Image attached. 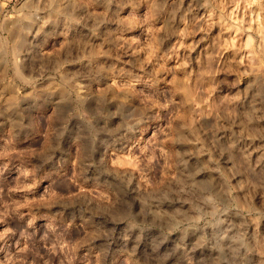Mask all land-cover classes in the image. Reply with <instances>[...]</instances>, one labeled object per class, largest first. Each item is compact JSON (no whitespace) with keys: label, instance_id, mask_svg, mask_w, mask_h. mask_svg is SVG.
I'll list each match as a JSON object with an SVG mask.
<instances>
[{"label":"clouds","instance_id":"9594fccd","mask_svg":"<svg viewBox=\"0 0 264 264\" xmlns=\"http://www.w3.org/2000/svg\"><path fill=\"white\" fill-rule=\"evenodd\" d=\"M0 264H264V0H0Z\"/></svg>","mask_w":264,"mask_h":264}]
</instances>
